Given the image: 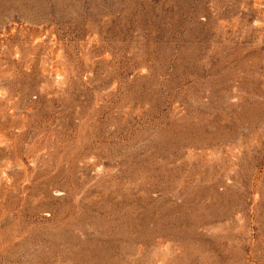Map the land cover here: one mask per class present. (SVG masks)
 <instances>
[{
	"label": "rangeland",
	"instance_id": "rangeland-1",
	"mask_svg": "<svg viewBox=\"0 0 264 264\" xmlns=\"http://www.w3.org/2000/svg\"><path fill=\"white\" fill-rule=\"evenodd\" d=\"M0 264H264V0H0Z\"/></svg>",
	"mask_w": 264,
	"mask_h": 264
}]
</instances>
